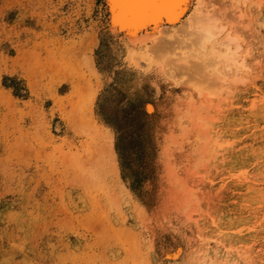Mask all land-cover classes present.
I'll use <instances>...</instances> for the list:
<instances>
[{
  "label": "rangeland",
  "instance_id": "1",
  "mask_svg": "<svg viewBox=\"0 0 264 264\" xmlns=\"http://www.w3.org/2000/svg\"><path fill=\"white\" fill-rule=\"evenodd\" d=\"M218 1L182 20L218 9L229 76L108 0H0V264H264V0Z\"/></svg>",
  "mask_w": 264,
  "mask_h": 264
},
{
  "label": "bare ground",
  "instance_id": "2",
  "mask_svg": "<svg viewBox=\"0 0 264 264\" xmlns=\"http://www.w3.org/2000/svg\"><path fill=\"white\" fill-rule=\"evenodd\" d=\"M192 1H194V0H192ZM216 1H218V0H216ZM234 1H235V4H237L238 0L237 1L234 0ZM190 3H191V0H134V2H132V3L124 4V3H121L120 0H108V4L110 5V10L112 11V14H113V17L111 16L113 18L112 19L113 20L112 25H113V28L116 29V31L117 30L124 31L125 33H128L129 35H131V34L133 35V34H137V33L145 30L144 31L145 35H148V34H146V30H148L149 28H151V31H154V32H156L155 30L157 28H158V30H160L159 32L157 31L158 34L156 36V39L153 38V40L155 41V43H154L155 44V48H154L155 51L154 52L158 51L160 53L158 60L164 56L163 54L166 53V55H168L169 51H171V50L173 51L174 45L177 42H178V44H180V43L183 44L182 46H180L181 48L182 47H185V48L188 47V46L186 47V45L188 43L183 38H180V40H178L179 38L177 36V38L174 39L175 35L182 33V34H185L184 35L185 37L189 38L192 41L190 43V45L188 44L189 49H193L191 47L194 46V47H197L196 49H198L200 51L198 54H194V53L191 54L190 53V57H188L189 54H187L186 55L187 57H185L183 59V61H186V60L188 61L190 58H192L194 60L196 59L195 60V63H196L197 59H200L201 63H197L195 65V67H193V69L196 68L199 72H204L205 70H208V68H210V67H212V69H213L212 71L214 72L215 67H218L219 65H223L226 68V70H225L226 72L225 71L224 72L227 73V76L231 75L232 73H234L235 69L240 68V65L238 64L239 59H240V51L242 49V44H241L242 41H240V40H243V39H240L239 37H237V34L233 35L231 33V30L227 31V27L220 25V20L222 18L220 19L218 16V12H219V11H217L218 9L211 12V11H209V7H207L211 3H204V2L201 3V6H203L204 9L199 10L197 12L194 11V13L192 12L191 14H189L190 16L187 17V20L183 21L182 19L186 15V12L189 9ZM218 5H220V4H218ZM237 5H235L234 7H236ZM231 7L233 8V6H231ZM233 12H235L234 9H233ZM227 17H228V15H227ZM224 20H222V21H224ZM179 23H180V25L177 26V24H179ZM161 26H164V28H161ZM154 28H156V29H154ZM152 29H154V30H152ZM154 32H150L149 36L155 37V36H153ZM226 32H227V34H226L225 38L223 40H218L219 38H222V36L225 35ZM117 33H120V32H117ZM135 36L136 35H133V37L136 38L133 41L136 42L139 40V43H142V42L144 43L148 37V36L145 37V39L142 41V39H143L142 37H144V35L143 36H142V34L139 35V38L141 40L137 36L136 37ZM140 36H142V37H140ZM131 37L132 36H129V37L127 36L129 41L132 40ZM187 38H185V39H187ZM148 40H149V38H148ZM156 40L158 41L157 44H156V42H157ZM176 40H178V41H176ZM140 41H142V42H140ZM150 48H151V46H150ZM175 49L176 48H174V50ZM189 49H188V51H189ZM159 53H157V54H159ZM161 55H162V57H160ZM177 55H179V54H177ZM169 56H170V54H169ZM156 57H158V55H156ZM144 58H145V56H144ZM165 58H162V59L165 60ZM180 58L182 60V57H180ZM186 58H189V59H186ZM177 59H178V57H177ZM181 60H179V61H181ZM158 63L160 64L161 62H158ZM178 63H180V62H178ZM168 65H171V63H169ZM187 70H189V68ZM192 72H194V71H192ZM235 73H236V71H235ZM204 75L202 74V76H204ZM213 75H214V78H216V79L217 78L218 79H221V78L224 79L223 74H221L220 72L219 73H213ZM212 76L210 75V77H212ZM204 77H206V76H204ZM207 77H209V76L207 75ZM214 78H212V80H214ZM218 81L220 82V84H225L226 82H228V80H218ZM150 110H151V108H150Z\"/></svg>",
  "mask_w": 264,
  "mask_h": 264
},
{
  "label": "snow or ice",
  "instance_id": "3",
  "mask_svg": "<svg viewBox=\"0 0 264 264\" xmlns=\"http://www.w3.org/2000/svg\"><path fill=\"white\" fill-rule=\"evenodd\" d=\"M121 3L128 4L134 2V0H120Z\"/></svg>",
  "mask_w": 264,
  "mask_h": 264
}]
</instances>
